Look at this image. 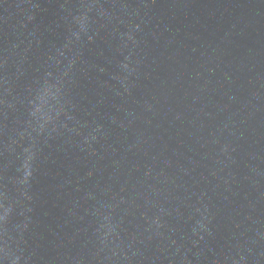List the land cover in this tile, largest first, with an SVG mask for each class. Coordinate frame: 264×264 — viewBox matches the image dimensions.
<instances>
[{
	"label": "water",
	"instance_id": "obj_1",
	"mask_svg": "<svg viewBox=\"0 0 264 264\" xmlns=\"http://www.w3.org/2000/svg\"><path fill=\"white\" fill-rule=\"evenodd\" d=\"M0 264H111L85 0H0Z\"/></svg>",
	"mask_w": 264,
	"mask_h": 264
}]
</instances>
